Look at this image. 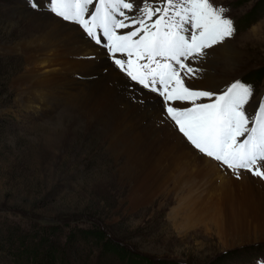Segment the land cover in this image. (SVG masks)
<instances>
[{
  "label": "rangeland",
  "instance_id": "374dc122",
  "mask_svg": "<svg viewBox=\"0 0 264 264\" xmlns=\"http://www.w3.org/2000/svg\"><path fill=\"white\" fill-rule=\"evenodd\" d=\"M42 1L36 0L38 6ZM217 1L235 17L238 32L229 40L239 54L219 91L249 69L264 67V3L248 15L245 12L255 0ZM20 7L45 11L33 8L30 0H0V47L15 43L27 29L28 24L14 12ZM28 54L22 49L0 51V264H125V258L115 256L95 238L75 235L93 228L122 246L132 264L262 262L264 233L238 193L258 177L238 179L233 174L235 179L206 190L199 202L187 207L179 205L177 188L129 205L127 181L119 178L118 170L124 158L115 160L106 150L108 139L99 125L86 123L66 103H25L23 90L12 88V80L27 69L23 58H30ZM246 83L253 99L264 92V76ZM194 89L205 90L200 85ZM28 96L35 100V94Z\"/></svg>",
  "mask_w": 264,
  "mask_h": 264
},
{
  "label": "bare ground",
  "instance_id": "6f19581e",
  "mask_svg": "<svg viewBox=\"0 0 264 264\" xmlns=\"http://www.w3.org/2000/svg\"><path fill=\"white\" fill-rule=\"evenodd\" d=\"M14 12L28 24L27 29L15 43H3L0 51L22 49L30 58H23L27 69L12 80V88L23 90L25 103H66L86 123L99 125L108 139L106 150L115 160L124 158L118 170L119 178L127 181L125 199L129 205L177 188L179 205L187 207L199 202L206 190L235 179L230 171L192 148L166 117L164 102L129 83L82 26L46 11L20 7ZM207 51L209 54L194 65L203 71L198 78L186 79L185 84L216 91L229 78L239 54L229 39ZM57 55L60 58H53ZM39 68H43L42 73ZM30 94L36 95L34 101ZM259 96L264 97L263 91L250 100L249 111L259 105ZM238 193L242 204L254 211L264 233V183L251 178Z\"/></svg>",
  "mask_w": 264,
  "mask_h": 264
},
{
  "label": "snow or ice",
  "instance_id": "6c2138e0",
  "mask_svg": "<svg viewBox=\"0 0 264 264\" xmlns=\"http://www.w3.org/2000/svg\"><path fill=\"white\" fill-rule=\"evenodd\" d=\"M30 4L38 7L36 0ZM47 7L82 26L110 53L126 54V59L115 58V64L163 98L166 117L195 150L226 165L238 179L240 170L264 179V101L249 113L252 93L239 80L219 91L185 84L203 71L194 65L209 54L207 50L233 35L222 6L211 0H152L151 7L148 0L139 6L135 0H48ZM122 29L127 31L118 32ZM134 56L144 61L137 72L131 70ZM185 103L189 106H180Z\"/></svg>",
  "mask_w": 264,
  "mask_h": 264
},
{
  "label": "trees",
  "instance_id": "16d2710c",
  "mask_svg": "<svg viewBox=\"0 0 264 264\" xmlns=\"http://www.w3.org/2000/svg\"><path fill=\"white\" fill-rule=\"evenodd\" d=\"M253 72L258 73V75H260L259 71L253 70ZM96 229V228H95ZM93 229H81L79 230L75 235H77L78 238L85 240V237L87 238H95L96 240H98L101 245H104V248L111 251L115 256H122L123 258H125V264H132V262H130L129 259V254L125 251H123V249L121 248L122 246H118L116 245L115 242H113L111 239H108V237H106V235L103 234L102 231L100 230H95ZM72 241L75 240V238L73 237V235H70ZM72 246H69L68 249L70 250V252L72 251ZM31 249H32V245H31ZM28 250V251H31ZM60 249V247H56L55 250ZM68 250V251H69ZM47 253L52 254V252H48ZM124 253V254H123ZM140 258V256L136 257V260H138ZM54 262V261H52Z\"/></svg>",
  "mask_w": 264,
  "mask_h": 264
}]
</instances>
